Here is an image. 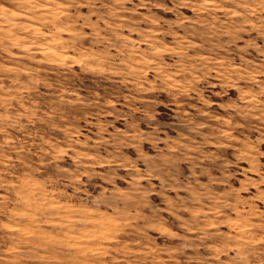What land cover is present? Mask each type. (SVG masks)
<instances>
[{
    "label": "rangeland",
    "instance_id": "obj_1",
    "mask_svg": "<svg viewBox=\"0 0 264 264\" xmlns=\"http://www.w3.org/2000/svg\"><path fill=\"white\" fill-rule=\"evenodd\" d=\"M0 264H264V0H0Z\"/></svg>",
    "mask_w": 264,
    "mask_h": 264
}]
</instances>
